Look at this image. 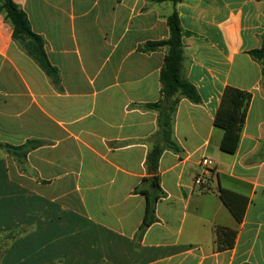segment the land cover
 <instances>
[{
	"label": "crops",
	"instance_id": "crops-1",
	"mask_svg": "<svg viewBox=\"0 0 264 264\" xmlns=\"http://www.w3.org/2000/svg\"><path fill=\"white\" fill-rule=\"evenodd\" d=\"M12 1L52 70L0 15V143L30 147L18 158L0 149V264H264V93L249 54L261 46L264 0ZM173 12L200 102L177 103L180 150L160 155L163 193L140 235L158 130L147 104L162 98L166 53L147 44L168 39ZM227 86L250 94L233 154L213 124Z\"/></svg>",
	"mask_w": 264,
	"mask_h": 264
},
{
	"label": "trees",
	"instance_id": "trees-1",
	"mask_svg": "<svg viewBox=\"0 0 264 264\" xmlns=\"http://www.w3.org/2000/svg\"><path fill=\"white\" fill-rule=\"evenodd\" d=\"M171 1L177 3L179 0ZM0 15L12 28L13 41L46 74L50 75L52 68L44 53V42L40 36L32 32L26 14L12 0H0ZM167 25L169 28L168 39L147 44L150 48L165 47L166 53L159 76L162 98L158 102L147 104L148 108L158 113V130L156 131L155 140L152 142L145 161L148 177L144 178L142 182L148 183L153 190V194L149 195L145 193L147 202L143 221L139 228L140 235L155 221L154 206L163 193L159 187V177L157 175L160 155L164 150L176 152L180 150L173 136V121L177 103L182 97L192 103L200 102L195 88L184 77V56L181 44L182 30L176 12H173L167 18ZM249 54L260 66L261 88L264 93V33L261 37L260 48L250 51ZM249 100L250 94L248 92L230 86L224 89L213 119L214 126L223 131V136L219 143L220 151L227 154H233L236 151ZM29 148L27 145L13 147L0 143V149L16 158L19 156L25 157ZM228 194L229 192L227 190L220 191V197L225 205L237 216L228 199ZM220 230L222 228L215 227L214 235L217 236ZM230 245L228 244V246Z\"/></svg>",
	"mask_w": 264,
	"mask_h": 264
},
{
	"label": "built area",
	"instance_id": "built-area-1",
	"mask_svg": "<svg viewBox=\"0 0 264 264\" xmlns=\"http://www.w3.org/2000/svg\"><path fill=\"white\" fill-rule=\"evenodd\" d=\"M200 165L204 168L205 172H209L214 169V161L209 158H202L200 160ZM194 183L198 186H204L206 184V180L199 176L195 179Z\"/></svg>",
	"mask_w": 264,
	"mask_h": 264
}]
</instances>
